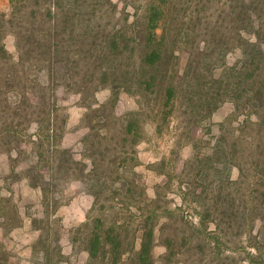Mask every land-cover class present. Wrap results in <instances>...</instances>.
<instances>
[{"label":"trees","instance_id":"obj_1","mask_svg":"<svg viewBox=\"0 0 264 264\" xmlns=\"http://www.w3.org/2000/svg\"><path fill=\"white\" fill-rule=\"evenodd\" d=\"M119 2L10 0L0 11V149L17 148L20 139L32 136L21 124L35 122L31 151L46 160L45 143L52 145L55 158L48 162L54 180L69 176L71 162L78 167L77 178L94 177L92 209L108 208L109 215L82 224L88 264H97L99 257L110 264H264V0ZM8 35L15 38L14 51L7 46ZM184 49L189 58L179 74ZM237 49L241 56L229 64L227 55ZM58 84L84 99L109 85L114 97L122 90L139 96L140 107L113 124L102 120L104 132L88 113L84 157L75 158L70 148L55 145L64 134L58 127ZM226 102L232 114L220 123L214 141L206 139L202 122ZM103 105L92 110L95 116ZM149 107L158 125L177 107L190 122L179 135L193 146L194 156L182 171L198 166L188 170L192 177L185 196L207 198L205 187L212 185L197 219L182 214L183 206L164 214L161 201L169 180L149 197L133 168L144 136L141 116ZM239 118L237 126L228 127ZM116 136L114 146L106 143ZM206 140L211 145L202 151ZM234 166L237 178L230 173ZM47 170L37 164L26 173L44 193L52 183ZM107 192L127 202L106 204ZM161 239L166 251L157 257Z\"/></svg>","mask_w":264,"mask_h":264},{"label":"rangeland","instance_id":"obj_2","mask_svg":"<svg viewBox=\"0 0 264 264\" xmlns=\"http://www.w3.org/2000/svg\"><path fill=\"white\" fill-rule=\"evenodd\" d=\"M113 1L119 2V0ZM118 4L120 10L123 3ZM9 5L10 0H0V11L7 10ZM6 43L9 50H15L13 35L6 37ZM180 55L179 74H183L188 62L189 51L184 49ZM240 56L239 49L232 51L227 55V62L234 64ZM57 86L58 97L62 103L58 112V127L64 134L56 140L55 145L60 148H70L75 158L84 157L83 139L89 131L90 116L88 117V113L92 116V123H97L100 131L104 132L107 127L103 126L102 120L108 118L113 124L120 116L140 107L139 96L122 90L114 97L109 85L99 88L85 99L73 88L64 84ZM106 103L107 105L104 106L103 104ZM100 104L103 107L95 116L92 110ZM152 106L155 109L159 108L155 101ZM232 111V104L226 102L213 113V116L204 120L202 122L204 137L214 141V136L220 133V123L230 116ZM179 113L180 110L177 107L171 116L166 119L161 118V121L159 120L161 125L160 123L158 125L154 121L155 114L152 107H149V110L147 108V113L141 116L144 136L136 145L139 163L133 168L139 172V181L146 187L149 197H155L157 187L160 184H166L169 180L170 185L164 187L161 201L163 204L161 210L164 214L167 213L166 208L175 209L183 206L182 214L196 218L199 213H203L204 203L210 201L208 197L212 195V185L210 183L205 187L209 191L207 198L200 199L192 194L188 195V198L185 196V187L192 177L191 173L187 174L188 170L198 165H187V170L182 171L186 160L194 156V149L192 145H185V139L180 138L181 128L190 122L184 120ZM240 119H234L232 126L227 124L228 127L237 126ZM21 125L29 126L32 136L20 139L17 148L13 147L9 150L4 146L1 148L3 151L0 152V206L2 207L0 208V257H4L1 264H88L90 254L84 242L87 230L82 224L88 219H94L98 214L109 215L108 208L105 210L92 209L94 195L91 187L94 177H89L87 180L77 178L75 172L78 167L71 162V165L67 164L70 171L69 176L54 180L52 178L53 163L48 162L53 157L52 145H49L47 140L44 152L47 159H40L37 152L31 151L33 139H37V124L32 122L30 125L28 123ZM209 125L211 130L207 129ZM119 137L105 140L106 143L111 142L109 145L114 146ZM208 140L201 144L202 151H206L211 145ZM20 147L28 150L20 154L18 152ZM88 159L90 160L89 157ZM37 164L44 169L48 168L45 173L46 178L52 179L45 193L39 185L31 184L26 175L27 169ZM230 173L232 178L239 176L236 166ZM208 182L210 180L207 184ZM118 183L120 181L116 179L115 186ZM102 198L106 204L112 201L119 202L122 206V201L127 202L126 198L120 195L113 198L108 192ZM123 205L126 208V204ZM212 227H214L213 224ZM165 251L166 246L161 239L155 247V255L159 257ZM101 258L105 260L104 263ZM97 264L110 263L107 258L99 257ZM124 264L130 263L125 262Z\"/></svg>","mask_w":264,"mask_h":264}]
</instances>
